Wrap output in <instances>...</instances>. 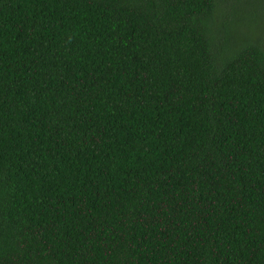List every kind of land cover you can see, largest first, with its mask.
Segmentation results:
<instances>
[{"label":"trees","instance_id":"obj_1","mask_svg":"<svg viewBox=\"0 0 264 264\" xmlns=\"http://www.w3.org/2000/svg\"><path fill=\"white\" fill-rule=\"evenodd\" d=\"M0 264H264V0H0Z\"/></svg>","mask_w":264,"mask_h":264}]
</instances>
